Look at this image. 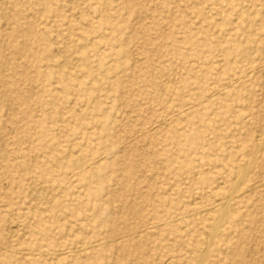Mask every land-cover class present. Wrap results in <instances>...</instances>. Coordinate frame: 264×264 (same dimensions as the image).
I'll return each mask as SVG.
<instances>
[{
    "label": "rangeland",
    "instance_id": "rangeland-1",
    "mask_svg": "<svg viewBox=\"0 0 264 264\" xmlns=\"http://www.w3.org/2000/svg\"><path fill=\"white\" fill-rule=\"evenodd\" d=\"M263 204L264 0H0V264H236Z\"/></svg>",
    "mask_w": 264,
    "mask_h": 264
},
{
    "label": "bare ground",
    "instance_id": "bare-ground-1",
    "mask_svg": "<svg viewBox=\"0 0 264 264\" xmlns=\"http://www.w3.org/2000/svg\"><path fill=\"white\" fill-rule=\"evenodd\" d=\"M103 160H104V158H103ZM50 172L51 171L49 170V168L46 167L43 171L38 173L36 178H45V176L48 175ZM44 190H45V188H44ZM229 198L231 199L232 197H229ZM215 205L216 204H214V206ZM218 206L219 205H217V207ZM251 224H252V226H251V228L248 231H243L242 230L241 233L239 234V236H238V245L236 246V248H232L231 247L232 249H231L230 255L228 256V260H230V261H232V262H234L236 264H264V204L261 207V210H260L259 214L252 218ZM12 232L15 233V231H12ZM145 232L146 231H144V233ZM77 250H79V249H77ZM128 250H129V248H124L122 252H124V254L128 255ZM80 252H82V251L80 250ZM32 254L33 253H31V255ZM63 254H64V252H63ZM52 255H53V253H52ZM35 257H37V256H35ZM171 262H173V260ZM198 262L199 261L197 260L196 263H198Z\"/></svg>",
    "mask_w": 264,
    "mask_h": 264
}]
</instances>
